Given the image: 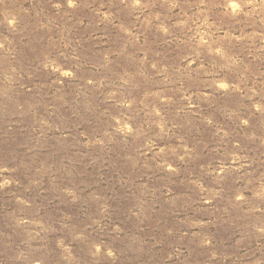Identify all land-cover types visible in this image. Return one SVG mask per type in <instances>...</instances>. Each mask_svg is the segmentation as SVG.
I'll return each instance as SVG.
<instances>
[{
  "label": "rangeland",
  "instance_id": "obj_1",
  "mask_svg": "<svg viewBox=\"0 0 264 264\" xmlns=\"http://www.w3.org/2000/svg\"><path fill=\"white\" fill-rule=\"evenodd\" d=\"M0 264H264V0H0Z\"/></svg>",
  "mask_w": 264,
  "mask_h": 264
}]
</instances>
